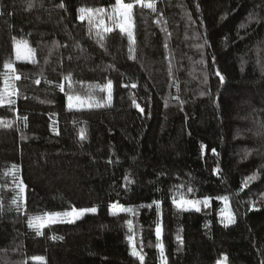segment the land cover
Instances as JSON below:
<instances>
[{"label":"trees","instance_id":"obj_1","mask_svg":"<svg viewBox=\"0 0 264 264\" xmlns=\"http://www.w3.org/2000/svg\"><path fill=\"white\" fill-rule=\"evenodd\" d=\"M113 3L0 0V73L14 59L15 40H26L37 60L15 63L17 102L0 106V120L12 124H0V264H39L31 261L36 256L46 264H141L130 254L129 219L143 264H161L158 220L167 264H216L223 255L229 264H262L264 0H155L156 13L137 6L135 59L126 35L115 30L99 41L78 19L79 7ZM69 74L80 94L86 92L81 84L111 80L112 106L68 110L56 85L70 91ZM13 165L27 186L26 211L11 203ZM180 193L188 199L227 196L235 224L220 223L217 202L201 213L179 211L172 196ZM153 201L161 202L162 216ZM113 203L138 209V216L111 215ZM72 207L98 212L46 227L43 235L28 226L31 216Z\"/></svg>","mask_w":264,"mask_h":264},{"label":"snow or ice","instance_id":"obj_2","mask_svg":"<svg viewBox=\"0 0 264 264\" xmlns=\"http://www.w3.org/2000/svg\"><path fill=\"white\" fill-rule=\"evenodd\" d=\"M32 5L30 4L29 7ZM141 9H149L151 12L156 13V3L155 0H131V2H125V0H114V3L110 5V7H99V8H90V7H79L77 9L78 19L81 22L87 21L89 34L91 35L93 31H95V35L99 38V41H103L105 38V34L112 32L115 29H118L121 34H124L128 38L129 42V54L131 59H135V21H134V9L136 7ZM60 7H64L63 4ZM2 14V13H0ZM189 19H191L189 17ZM159 23V21H157ZM195 23V21H192ZM243 26V25H242ZM163 31H167V29H162ZM170 35V34H169ZM199 34L196 35V39H199ZM207 43V41H205ZM103 47V44H101ZM168 45L165 43V48ZM198 48L203 49L204 45H198ZM15 48V60L23 61L31 64H36V50L32 48L26 40H15L14 41ZM71 59V57H69ZM201 65H205V61L201 59L199 61ZM111 67V65H109ZM4 71L0 73V77L3 78L2 86H0V106L8 105L12 106L16 104V98L19 96V89L16 87V82L21 79V75L17 73V69L13 61L9 60L3 64ZM169 71L171 72V63L169 65ZM215 75L219 77V82L221 84L224 83V76L217 70ZM65 82L68 83L70 91H65V84L60 83L57 84L56 87L65 94L67 101V109L80 111L84 109H100V108H108L112 106L113 100V82L108 80L106 84H88L80 86L86 89L85 94H80V92L76 91L75 85L79 82H74L72 80L71 75H67L64 77ZM40 80L37 79L35 83L40 84ZM51 83V82H48ZM203 83H207V75L205 74L203 77ZM123 87H129V85H122ZM131 88L135 89L137 84L132 83L130 85ZM97 93H103V98H99ZM205 93H201L204 95ZM174 99L179 101V97H174ZM218 102V98H217ZM183 104V101H180ZM132 104L138 111L143 114L144 108L137 103L135 97L132 98ZM19 118V117H18ZM51 119V116H50ZM22 120L24 122L25 127H27V116H23ZM53 131L59 135L58 130L55 127L56 122L53 121ZM0 124H4L7 127H11V123H7L5 121L0 120ZM80 139L83 141L86 139V131L84 129L80 130ZM214 155H218L215 149L212 150ZM111 163V161H109ZM13 168L18 172L19 169L17 166L13 165ZM217 174L219 173V168L214 170ZM259 173L253 174L243 182V187H247L249 183L255 181L258 178ZM126 183H131L126 179ZM182 187V186H181ZM16 188V196L12 200V204L15 206L17 212L26 211V190L27 186L24 184L22 178L15 184ZM188 193H192L193 189L188 188ZM223 203V207L219 210L220 223L227 227L230 224L235 223V215L231 211L229 205V198L227 196H221L218 198ZM211 197H204L203 199H188L184 195V193H180L179 195L173 194L172 196V204L181 212H201L203 206L204 208H208L211 206ZM152 204H155L158 210V215L162 216L160 212L161 202L153 201ZM152 204L147 205V207L151 208ZM143 206V205H142ZM252 210H258L253 207ZM2 211V208H0ZM98 212V208L90 207V208H82L77 209L72 207L71 210L66 211H50L45 212L43 215H35L31 216L28 220V226L36 231L37 235H43V229L53 224H74L77 220L82 219L86 214H96ZM121 213H126L129 216L136 217L138 216V209L134 207H125L119 203H113L110 205V214L113 216H118ZM128 232L130 233L127 236V240L129 242L131 252L130 254L137 258L141 264H143L144 256L137 251L136 247V233L134 231L133 221L129 219L127 221ZM155 235L157 237V248L159 250V258L161 260V264H167V257L165 255V248L162 242V220H158L155 227ZM53 239L59 240L62 237L53 236ZM180 240V237H177ZM182 243V240H181ZM38 261L39 264H46L45 258L42 256H36L33 258ZM228 257L226 255L223 256L222 260H219L217 264H227ZM264 264V262H262Z\"/></svg>","mask_w":264,"mask_h":264},{"label":"rangeland","instance_id":"obj_3","mask_svg":"<svg viewBox=\"0 0 264 264\" xmlns=\"http://www.w3.org/2000/svg\"><path fill=\"white\" fill-rule=\"evenodd\" d=\"M115 30H117V31H119L118 29H115ZM115 30H113V31H115ZM29 44V43H28ZM30 45V44H29ZM13 62H14V64L15 63H17V62H23V61H16L15 60V53H14V59L12 60ZM24 63H27V62H24ZM113 101V100H112ZM66 104H67V101H66ZM94 109V108H93ZM84 110H89V109H84ZM15 171L16 170H12V174H13V176H14V180H13V184H14V186H15V184L19 181V179H21V177L20 176H18V175H16L15 174ZM219 198V197H218ZM218 198H212V200H211V206L210 207H212L213 206V204H214V202H217V203H220V208L221 207H223V203H222V201H220ZM229 205H230V208H231V203H230V200H229ZM123 206H125V207H131V206H128V205H123ZM201 208H202V210H201V212L204 210V209H207V208H204L203 206H201ZM209 208V207H208ZM220 210V209H219ZM231 211H232V208H231ZM192 212H194V211H192ZM201 212H199V213H201ZM233 212V211H232ZM194 213H196V212H194ZM97 214V213H96ZM96 214H86L82 219H84L86 216H89V215H96ZM124 214H126V213H121L120 215H124ZM82 219H79V220H77L76 222H78V221H80V220H82ZM218 219H219V221H220V216H219V211H218ZM75 222V223H76ZM235 222H236V218H235ZM64 224H67V223H64ZM235 224V223H234ZM234 224H230V225H228L227 227H231V226H233ZM53 225H58V224H53ZM53 225H50V226H53ZM49 227V226H48ZM46 228V227H45ZM32 229V228H31ZM34 230V229H33ZM162 242H163V229H162ZM164 245V244H163ZM224 256V255H223ZM223 256L219 259V260H222V258H223ZM227 256V255H226ZM228 257V256H227ZM218 260V261H219ZM31 261H33V262H37V263H39L38 261H36V260H34L33 258L31 259ZM217 264V263H216ZM227 264H229V261L227 260Z\"/></svg>","mask_w":264,"mask_h":264}]
</instances>
